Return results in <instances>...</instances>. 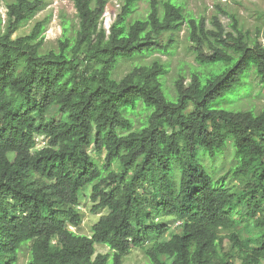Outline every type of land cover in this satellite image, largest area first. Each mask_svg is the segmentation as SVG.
I'll return each mask as SVG.
<instances>
[{"label": "trees", "instance_id": "16d2710c", "mask_svg": "<svg viewBox=\"0 0 264 264\" xmlns=\"http://www.w3.org/2000/svg\"><path fill=\"white\" fill-rule=\"evenodd\" d=\"M73 1L78 28L65 26L56 50L41 52L45 22L12 37L43 0L10 3L0 33V264H17L27 243L29 264H124L134 248L150 264H264V108L212 107L252 67L264 86V44L191 17L200 68L188 84L176 79L169 100L166 64L135 66L120 80L114 71L121 60L169 52L187 22L182 4L166 0L161 13L151 0L146 18L130 22L141 0H124L108 33L106 0ZM231 143L234 164L216 178L204 160ZM89 187L93 210L107 213L85 235L72 228L83 223ZM99 243L112 255L97 253Z\"/></svg>", "mask_w": 264, "mask_h": 264}, {"label": "rangeland", "instance_id": "374dc122", "mask_svg": "<svg viewBox=\"0 0 264 264\" xmlns=\"http://www.w3.org/2000/svg\"><path fill=\"white\" fill-rule=\"evenodd\" d=\"M15 0H0V33H4L8 22V5ZM107 8L101 19V25L107 29L108 33L112 24L116 21L120 14L124 0H106ZM161 13H163L164 2L166 0H157ZM184 8V14L187 22L181 30L174 35V41L169 46V52L155 49L151 54L144 56H136L131 59L121 60L118 67L114 71V77L118 80L122 79L126 74L131 72L135 66L151 65L156 61L166 64L169 72L162 77L164 84V92L169 100H176L177 93L175 89L176 79L183 74L186 76V83L191 80L192 73L200 68V64L196 61L194 43L189 39V19L194 17L203 20L206 27L210 30L220 31L216 23L223 28L225 38L228 33L235 36L238 31L249 39V41L258 40L264 44V0H177ZM151 0H141L138 2L136 11L130 17V22L137 19H144L151 9ZM78 11L73 0H43V7L38 11L34 18L23 24L13 34V38L29 35L39 22H45L46 30L41 52H49L59 47V40L63 37L65 26H71L72 31L78 28L79 18ZM171 33L165 32L163 43H167ZM201 67H203L201 65ZM204 68V67H203ZM205 71V70H202ZM173 97V98H172ZM213 108L223 109L231 112L255 111L260 112L264 108V86L259 84L258 76L255 69L250 68L243 76L241 83L231 93L223 98L213 102ZM61 114H57L56 118L60 119ZM135 121V127L139 128L144 121L145 114L132 115ZM45 140L39 138L38 147L45 145ZM94 155V154H93ZM235 149L231 143L225 156H221L212 161L205 158L204 162L209 171L219 178L225 174L234 164ZM238 183V182H237ZM86 189V188H85ZM92 188L82 190L80 195V210L83 213V223L79 228H72L78 233L91 235L92 227L99 218L107 213L106 209L94 211L95 202L92 201ZM245 212V210H244ZM252 221L243 222V226L252 225ZM178 225H174L173 230H178ZM247 236V231H244ZM258 236V235H257ZM170 235H166L163 239H169ZM154 241L151 240L149 245ZM230 248L229 241L225 243V249ZM97 253H105L112 255L113 251L105 244H96ZM31 259V243L22 246L19 252L17 264H29ZM172 264L171 258L167 259ZM239 259L236 264H240ZM109 264H113L110 260ZM124 264H150L144 249L134 248L132 252L124 258Z\"/></svg>", "mask_w": 264, "mask_h": 264}]
</instances>
